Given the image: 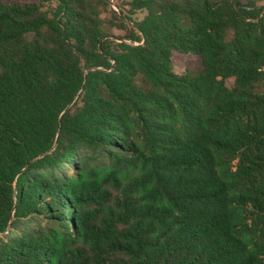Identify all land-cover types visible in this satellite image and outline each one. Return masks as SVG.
I'll use <instances>...</instances> for the list:
<instances>
[{
  "label": "trees",
  "instance_id": "16d2710c",
  "mask_svg": "<svg viewBox=\"0 0 264 264\" xmlns=\"http://www.w3.org/2000/svg\"><path fill=\"white\" fill-rule=\"evenodd\" d=\"M117 7L0 0V264H264V0Z\"/></svg>",
  "mask_w": 264,
  "mask_h": 264
},
{
  "label": "rangeland",
  "instance_id": "374dc122",
  "mask_svg": "<svg viewBox=\"0 0 264 264\" xmlns=\"http://www.w3.org/2000/svg\"><path fill=\"white\" fill-rule=\"evenodd\" d=\"M129 1L131 0H111V5L114 10L118 11V7H117L118 5H124ZM124 8L125 10L128 9V7L126 6ZM143 15L144 13L137 12L134 15H132V18L134 20H139L143 17ZM107 33L112 34L113 36H115V38L124 36L125 34L124 32L115 28H111L110 30H107ZM197 65H198L197 60L192 56L175 55L173 58V68L174 71L178 74L183 73L187 69H195Z\"/></svg>",
  "mask_w": 264,
  "mask_h": 264
}]
</instances>
